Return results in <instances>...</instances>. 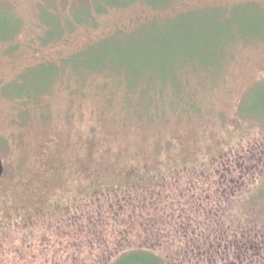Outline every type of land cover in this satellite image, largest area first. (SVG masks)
<instances>
[{
    "label": "rangeland",
    "instance_id": "rangeland-1",
    "mask_svg": "<svg viewBox=\"0 0 264 264\" xmlns=\"http://www.w3.org/2000/svg\"><path fill=\"white\" fill-rule=\"evenodd\" d=\"M165 1L0 0V264H114L149 247L194 264L184 231L223 234L199 264L220 249L237 264L236 244L264 262V0ZM187 10L190 33L174 16ZM188 33L205 51L180 57ZM146 37L163 46L164 102L136 100L140 117L79 79L130 76ZM26 73L23 94L41 92L28 105L3 90ZM180 80L189 102L172 104Z\"/></svg>",
    "mask_w": 264,
    "mask_h": 264
},
{
    "label": "trees",
    "instance_id": "trees-1",
    "mask_svg": "<svg viewBox=\"0 0 264 264\" xmlns=\"http://www.w3.org/2000/svg\"><path fill=\"white\" fill-rule=\"evenodd\" d=\"M166 1L168 2L169 0H166ZM219 9H221V7H219L217 10ZM189 14L190 12L189 10H187V11H181L180 13H177L174 16L178 17V23L181 22L180 29L188 30L189 28V33H190L191 29L193 30L192 27H195V24H194V19L189 18L190 16ZM189 33L187 35V38L185 39L187 43L185 47L187 46V48L184 47L185 50L180 51V57H183L186 53L190 51H192V55L194 51H199V52L205 51L201 47L200 43L196 44V40L190 38ZM0 39L5 40L8 38L2 37ZM145 39L147 40V42H145L147 45L141 49L142 51L133 52V56H135V60H133L132 63L125 62V61L122 62V64L130 65V71H131L130 76L127 74L122 75L123 73L121 72L112 75L109 73L108 68L103 67L102 69H98V71H91L90 73L88 72V74L82 75V77L79 79L83 84L88 82L87 84L93 85V86L94 85L96 86V84L101 83V85L103 86V89L100 90L99 92L100 97L107 98L109 103H112L114 100L117 99V97H121L125 104L124 106L126 108V111L133 110L140 117L144 116L143 115L144 109L139 107L138 105L137 106L134 105L136 100H138L139 105L141 106L142 104L143 107H145V104L143 102L147 103L148 107H146V109H150L151 104H153L152 106L156 110L162 107V104L164 102V94L158 93L155 89V86L157 85L156 82L159 81V78L156 77L152 69V66L154 65V63L158 65L159 61L161 64L163 60V46H159L157 44V41H153L152 37H146ZM167 47L169 46L168 45L164 46V49H168ZM171 55L172 54L168 55V57L169 56L171 57ZM183 62L185 63V61ZM89 64H92V63H89ZM184 65L180 66V69ZM89 66H92V65H89ZM206 67H203V66L195 67V70L202 72L200 74L202 80L207 79L209 77L210 72ZM55 73L59 76L60 70L56 68ZM100 74H101V77L100 76L96 77V75H100ZM29 76H30V73H26L23 76L21 82H19L17 85H14L12 88L11 87L4 88L3 89L4 92L9 93L10 95H14L13 91L14 89H16L18 91V94L14 96L21 97L22 100L25 101L26 105H28L27 103L30 100V98H34V97L39 98V94H41V92H36L34 95H31V94L24 95L23 94V92L27 88V78ZM57 78L54 79L53 82L56 81ZM169 78H171V76L161 78L162 81H164L163 84H161L162 87H164L166 82L169 81ZM125 79L129 80V85L127 89L123 88L124 87L123 81ZM178 82L179 83L177 84L176 90L174 92L175 99L172 101V104L176 102L181 103V104L182 103L187 104L189 102L188 98H190L189 94H187L186 96H183L182 93L183 91L185 92V88L186 86H188L187 85L188 80L187 82L186 81L184 82L183 80H180ZM119 89H123L124 93L122 94L118 93ZM184 232L182 235H184V237L186 235V237H189V239H187L188 241L185 240L182 245L183 246L187 245L186 247L188 249L190 248L192 249L190 250V255L192 258L194 257L195 259L194 264H199L201 260L200 258L202 256L205 255L208 257V254L204 253L205 249L208 250V244L206 242L210 241V242L215 243L217 246L218 245L220 246L222 245V242L224 241L223 234L218 239L215 240L213 236L209 237L204 234L203 237L200 238L198 237L199 234H197L196 232L193 235L188 234V236ZM241 235H242L241 240H240L241 242H249V241L251 242V240H254L252 233H250V236L248 238L246 237V232H243ZM259 245H261V243H258V250L260 249ZM235 246L236 247H235L234 254L237 260L236 261L237 264H256L254 260V250H252L253 252L249 251V254L245 255L246 253L245 247L240 252L239 245L236 244ZM210 248L213 249L214 245H211ZM221 252L222 250L220 249V252L218 251L217 254H215V258L212 260V263H215V261L220 262L219 264L227 263L226 262L227 256L223 255ZM226 252H228L230 256L229 251L226 250ZM258 259H260V255L258 256ZM229 261H230V258H229ZM262 261H264V259ZM114 264H172V263H170L169 257H166V256L164 257L161 254H159L157 251H154L153 248L149 247L147 249L141 248V249L131 250L130 252L124 253L115 260ZM190 264H193V263H190ZM259 264H264V262H261Z\"/></svg>",
    "mask_w": 264,
    "mask_h": 264
},
{
    "label": "water",
    "instance_id": "water-1",
    "mask_svg": "<svg viewBox=\"0 0 264 264\" xmlns=\"http://www.w3.org/2000/svg\"><path fill=\"white\" fill-rule=\"evenodd\" d=\"M4 169H5L4 168V164H3V161H2V157L0 155V180H1L2 176H3Z\"/></svg>",
    "mask_w": 264,
    "mask_h": 264
},
{
    "label": "flooded vegetation",
    "instance_id": "flooded-vegetation-1",
    "mask_svg": "<svg viewBox=\"0 0 264 264\" xmlns=\"http://www.w3.org/2000/svg\"><path fill=\"white\" fill-rule=\"evenodd\" d=\"M3 175H4V173H3ZM3 177V176H2ZM2 179V178H1ZM1 181V180H0Z\"/></svg>",
    "mask_w": 264,
    "mask_h": 264
}]
</instances>
